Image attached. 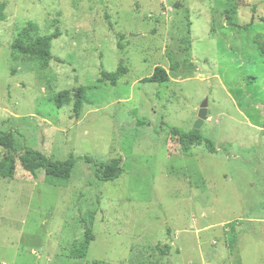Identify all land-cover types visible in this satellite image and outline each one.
Segmentation results:
<instances>
[{
	"label": "rangeland",
	"instance_id": "374dc122",
	"mask_svg": "<svg viewBox=\"0 0 264 264\" xmlns=\"http://www.w3.org/2000/svg\"><path fill=\"white\" fill-rule=\"evenodd\" d=\"M30 24L61 32L47 69L13 48ZM157 67L170 81L145 83ZM80 87L76 117L56 99ZM206 99L197 131L217 152H185L169 126L195 130ZM0 130L17 158L0 264H264V0H0ZM26 147L74 157L69 183L26 171ZM87 156L124 173L100 181ZM87 229L88 256L71 257Z\"/></svg>",
	"mask_w": 264,
	"mask_h": 264
},
{
	"label": "trees",
	"instance_id": "16d2710c",
	"mask_svg": "<svg viewBox=\"0 0 264 264\" xmlns=\"http://www.w3.org/2000/svg\"><path fill=\"white\" fill-rule=\"evenodd\" d=\"M250 25L244 26L249 28ZM61 37L59 29L49 36L38 35V26L30 24L29 28L23 30L20 38L13 45L15 50L21 53L36 58L42 62V68L47 69L49 62L54 59L52 54V44L55 40ZM119 48L123 50L122 44ZM128 74V69L122 64L114 73L102 71L103 80L110 82L116 86L118 81ZM255 80L256 78H252ZM170 81V76L167 70L163 67H157L154 74L144 80L145 83L163 84ZM84 88L80 87L77 90L64 91L60 93L56 99L59 106L70 105L74 101L73 112L76 117H80L84 106ZM139 122V121H138ZM141 124V122H139ZM170 134L176 137L185 152L191 151L192 148L205 145L211 153H216L217 149L214 143L204 137L201 132L192 130L190 133H182L174 127H170ZM3 151L7 154L3 155ZM15 152V135L14 132H3L0 130V178L13 179L17 170V158L13 154ZM89 163H94L97 179L103 182H110L119 179L124 173V166L120 160L114 159L108 162H100L92 157H86ZM19 161L23 168L35 174L38 171L45 173V178L48 184L56 187L66 186L72 178L76 166L74 157H70L65 161H55L44 156L37 150L26 147L21 154ZM95 240V235L91 229H87L85 239L78 244H75L71 249V257L76 259H85L88 256L92 242ZM237 239H234L231 244V249L236 246ZM169 251V247L168 250ZM159 264V263H157Z\"/></svg>",
	"mask_w": 264,
	"mask_h": 264
},
{
	"label": "water",
	"instance_id": "95a60500",
	"mask_svg": "<svg viewBox=\"0 0 264 264\" xmlns=\"http://www.w3.org/2000/svg\"><path fill=\"white\" fill-rule=\"evenodd\" d=\"M208 99H206L200 109L199 112V118L195 124V130H200L202 125L204 124V121L207 119V115H208Z\"/></svg>",
	"mask_w": 264,
	"mask_h": 264
}]
</instances>
